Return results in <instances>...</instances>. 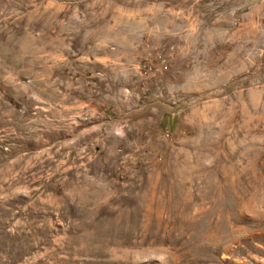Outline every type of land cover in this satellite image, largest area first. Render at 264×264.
<instances>
[{
    "label": "rangeland",
    "instance_id": "374dc122",
    "mask_svg": "<svg viewBox=\"0 0 264 264\" xmlns=\"http://www.w3.org/2000/svg\"><path fill=\"white\" fill-rule=\"evenodd\" d=\"M0 264H264V0H0Z\"/></svg>",
    "mask_w": 264,
    "mask_h": 264
}]
</instances>
